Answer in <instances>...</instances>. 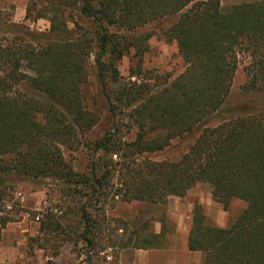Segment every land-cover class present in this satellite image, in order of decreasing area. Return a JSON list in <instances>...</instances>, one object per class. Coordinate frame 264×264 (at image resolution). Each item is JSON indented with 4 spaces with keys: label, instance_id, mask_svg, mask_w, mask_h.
Listing matches in <instances>:
<instances>
[{
    "label": "trees",
    "instance_id": "trees-1",
    "mask_svg": "<svg viewBox=\"0 0 264 264\" xmlns=\"http://www.w3.org/2000/svg\"><path fill=\"white\" fill-rule=\"evenodd\" d=\"M40 18L50 22L46 31L27 26L0 38V183L10 174L50 178L74 203L86 198L74 205L73 228L90 246L102 201L162 202L207 182L224 209L234 198L247 205L221 227L196 204L188 248L203 253L200 264H264V108L227 105L243 57L246 90H264V0L227 9L222 0H28L26 19ZM160 32L186 65L172 79L142 67ZM92 55L113 116V128L94 140L100 117L82 88ZM127 55L135 60L129 79L119 69ZM183 140L191 141L177 158H150ZM85 149L86 169L77 171L66 152ZM44 216L45 234L63 227L55 214ZM11 220L0 217V240ZM161 234L138 247H159Z\"/></svg>",
    "mask_w": 264,
    "mask_h": 264
},
{
    "label": "rangeland",
    "instance_id": "rangeland-1",
    "mask_svg": "<svg viewBox=\"0 0 264 264\" xmlns=\"http://www.w3.org/2000/svg\"><path fill=\"white\" fill-rule=\"evenodd\" d=\"M247 0H222L227 9L231 5ZM28 0H0V38L13 37L22 27L46 31L50 22L45 18L27 20ZM86 28H91V19L76 16ZM243 57L235 73L228 107L236 110H257L264 108V90L248 91ZM176 41L165 38L160 32L149 40V50L142 62L143 69L154 74H163L171 79L185 69ZM135 60L125 56L119 65L122 76L129 79ZM89 77L83 85V97L88 109L96 112L100 120L89 137L97 139L106 130L113 128V116L109 102L102 92L98 79L95 56L89 60ZM147 75V74H146ZM145 76V75H144ZM135 77H133L134 79ZM28 90L27 85H22ZM125 139L134 137V131L124 126ZM191 140L175 141L171 147L149 154L155 160L177 158L187 148ZM87 150L66 156L77 171H84L88 163ZM0 183V217L8 216L12 220L6 224L0 240V263L3 264H200L201 251L188 248V236L196 204H201L209 222L228 227L235 222L246 207V201L234 198L227 209L212 196L207 182L196 183L185 196L169 195L162 202L126 201L109 198L108 202L97 210L91 211L101 223L91 230L94 244L86 246L73 228L77 222L75 204L83 203L86 198L74 203V197L65 193L62 186L50 178L32 179L20 174L5 175ZM76 198V197H75ZM103 200V198H101ZM90 211V210H89ZM55 214L63 227L59 232L44 233L41 222L48 221L45 214ZM159 247L139 248L142 239L154 233ZM91 257V258H90Z\"/></svg>",
    "mask_w": 264,
    "mask_h": 264
}]
</instances>
